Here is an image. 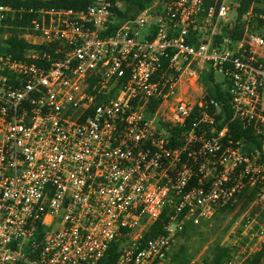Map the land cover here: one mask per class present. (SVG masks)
Instances as JSON below:
<instances>
[{
    "label": "built area",
    "instance_id": "obj_1",
    "mask_svg": "<svg viewBox=\"0 0 264 264\" xmlns=\"http://www.w3.org/2000/svg\"><path fill=\"white\" fill-rule=\"evenodd\" d=\"M56 1L0 0V46L17 30L27 47L0 51V264H106L118 240L112 264H165L187 222L254 189L232 227L244 255L223 263L243 264L264 242V16L239 0H149L125 19L111 0L14 4ZM208 74L258 147L216 127Z\"/></svg>",
    "mask_w": 264,
    "mask_h": 264
},
{
    "label": "trees",
    "instance_id": "obj_2",
    "mask_svg": "<svg viewBox=\"0 0 264 264\" xmlns=\"http://www.w3.org/2000/svg\"><path fill=\"white\" fill-rule=\"evenodd\" d=\"M112 2H119L121 3L120 9H117L116 15L119 19H125L128 17H131L135 15L139 10H141L143 7H145L149 0H111ZM15 6L23 5L26 7H43L46 9L55 7V8H73L76 9L79 7V3H76L75 1L71 0H62V1H56V2H50V3H32V2H18L14 3ZM249 7H251L252 11L256 15L264 16V0H239V8H238V15L240 16L243 12H245ZM257 28L262 29L264 28V19L257 18ZM19 23L17 20L15 21V24ZM22 23V22H21ZM13 37L10 38L9 42L3 47L0 46V51L11 53L14 58L19 59L22 56V53L24 52V49L27 47L20 41L17 40L16 33L17 30H12ZM240 33V27L237 26V32L235 35H239ZM202 83L204 86H209L210 84H213L214 89H210L209 93L206 95L207 98H214L220 106V111L218 115L216 116V127L220 129L222 126L227 125L229 130V135L234 141H240L243 144H246L245 148L247 150L252 149L254 147L259 146V141L256 136H254L251 127H248L246 129L242 128V126L235 120H231V114L228 108V100L226 98V93L222 89L220 83H213L214 78L211 74L204 75L201 78ZM149 111H152V108L149 109ZM255 193L254 189L245 191L240 197L239 201L244 199L246 201V204L249 203V201L252 199L253 195ZM236 204H234L231 207H227L224 209H221L218 211V213L210 220H214L219 218L221 215L225 214L229 209H233V207ZM169 213V208L164 209L162 215L158 220H156L154 223L150 225L148 230L143 236V241L147 240L151 237H154L158 233L161 232V228L163 224L166 222V215ZM195 225L187 222L184 226L181 232H179L177 235H185L188 228L194 227ZM240 229L237 228L234 231L235 237L239 236ZM245 240H242L239 242V244H243ZM121 240L112 242L106 253H105V260L106 264H112L119 253ZM234 250H236L235 247H226V246H220L215 245L212 247L209 252L203 257V261L206 264H223L226 261L230 260L233 257ZM180 254H175L174 258L176 262H178ZM262 259H264V242L260 245L259 249L255 251L250 257L246 258L243 262V264H260Z\"/></svg>",
    "mask_w": 264,
    "mask_h": 264
},
{
    "label": "rangeland",
    "instance_id": "obj_3",
    "mask_svg": "<svg viewBox=\"0 0 264 264\" xmlns=\"http://www.w3.org/2000/svg\"><path fill=\"white\" fill-rule=\"evenodd\" d=\"M202 78V77H201ZM217 81L221 78L216 77ZM201 89L205 96L209 93L211 85L204 86L202 80L199 81ZM248 209V204L244 199L238 201L233 209H229L225 214L212 221L200 222L194 227L188 228L185 235H176L168 251V257L165 264H190L191 261L203 259L209 250L215 245L235 247L233 260H239L243 257V244L241 240L236 241L234 235L233 223ZM180 254L178 262L174 256ZM261 263H264L262 259Z\"/></svg>",
    "mask_w": 264,
    "mask_h": 264
}]
</instances>
